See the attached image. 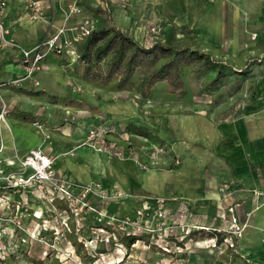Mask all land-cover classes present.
<instances>
[{
    "label": "rangeland",
    "instance_id": "374dc122",
    "mask_svg": "<svg viewBox=\"0 0 264 264\" xmlns=\"http://www.w3.org/2000/svg\"><path fill=\"white\" fill-rule=\"evenodd\" d=\"M229 1L233 10L224 16L221 24L210 27L206 33L171 23L146 27L143 42L147 46L154 40L164 42L172 37L179 46L206 52L231 68L229 78L214 93L205 92V77L189 72L184 77L185 92L171 94L166 91L164 82L158 83L153 88L156 100L150 99L153 96L150 92L145 100L147 105L161 101L168 105V115L173 116L175 112L201 114L221 126L235 121L237 112L247 104L256 101L264 108V0ZM93 21L94 26L99 24L95 17ZM144 73V69H139L132 76L134 90L138 89ZM74 116L66 108L63 123L76 125ZM117 123L115 119L98 116L88 124L83 139L74 147L50 153L54 157L53 182L30 185L14 194L9 192L4 222L7 232L3 237L6 249L5 254L0 255V264H264L259 252L257 258L245 262L247 257L238 256L237 242L229 251L224 245L214 246L213 238H208L213 230H221L226 238L232 236L231 240L236 241L242 237L246 226L239 224L234 206L225 203L231 196L233 176L230 169L226 171L229 166L223 160L214 167L204 158L206 146L203 147L199 138L195 141L177 139L170 130L157 131L156 136H130L123 127H117ZM107 126L112 131L103 133L105 140L121 148L125 152L122 158L132 160L143 171L171 170L173 166L183 165L188 181H196L203 194V182L219 174L217 204L208 201L195 204L192 198L178 196L173 183L152 194L147 190L117 189L104 179L103 173V178L94 175L87 181L65 174L62 162L75 157L78 148L103 154L110 162L122 159L82 145L90 129L96 128L101 134ZM118 128H121L120 141L111 137ZM166 140L173 143L166 147L163 144ZM48 145L53 147V141ZM175 146L179 148L177 151ZM2 157L7 162L5 177L16 179L20 174L30 173V170L23 171L21 157L7 158L3 149ZM196 162L198 170L192 169ZM187 184L190 187L193 183ZM252 194L254 198L263 193L253 191ZM190 231H196L194 237L189 235ZM132 236L136 239L127 246Z\"/></svg>",
    "mask_w": 264,
    "mask_h": 264
},
{
    "label": "crops",
    "instance_id": "0c3cea01",
    "mask_svg": "<svg viewBox=\"0 0 264 264\" xmlns=\"http://www.w3.org/2000/svg\"><path fill=\"white\" fill-rule=\"evenodd\" d=\"M3 1L0 21L6 30L5 36L13 41V45L0 43V99L8 107L6 123L0 121V146L4 156L22 157L35 148L51 154L65 151L83 139L88 124L98 116L115 119L119 122L117 127H123L130 136H156L157 131L170 130L177 139L199 138L203 147L206 146L203 157L214 167L223 160L229 166L226 171L230 169L233 176L231 196L225 203L234 206L239 224H246L242 237L236 240L241 258L247 257L245 261H249L257 258L259 252L264 262V108L260 103L255 101L245 105L235 115V121L223 126L201 114L175 112L172 116L168 115L166 103L159 101L147 105L146 98L138 89L134 90L132 84L117 89L114 82L101 84L83 80L78 61L68 63L64 54L54 52L43 57L42 67L33 79L12 83L24 75L20 64L23 50H35L53 31L65 25L75 26L84 16L95 17L99 24L108 19L146 45L143 35L149 24L184 25L197 33H206L210 27L221 24L224 16L233 10L230 1L116 0L110 3L109 0H41L43 16L38 19L28 17L25 0ZM75 9L80 13L74 12ZM96 9L106 10L108 18L95 12ZM151 95L150 99L156 98L153 90ZM66 108L75 115L76 125L63 123ZM35 121L42 122L52 138L53 147L43 142L41 132L33 125ZM119 130L121 128L111 134L118 141L121 139ZM168 143L173 141L163 142L166 147ZM175 147L177 151L179 148ZM62 165L65 174L80 181L97 175L117 189L147 190L152 194L173 183L176 195L192 198L195 204L207 201L217 204L219 200V174H213L203 182V194L196 181H188L183 165L173 166L171 170L152 168L143 171L128 158L110 162L107 156L84 148H78L75 157L64 159ZM198 165L196 162L192 169L198 170ZM188 182L193 183L192 186L189 187ZM253 191H262L263 194L251 198ZM260 246L263 249L260 250Z\"/></svg>",
    "mask_w": 264,
    "mask_h": 264
},
{
    "label": "trees",
    "instance_id": "16d2710c",
    "mask_svg": "<svg viewBox=\"0 0 264 264\" xmlns=\"http://www.w3.org/2000/svg\"><path fill=\"white\" fill-rule=\"evenodd\" d=\"M95 12L105 14L108 18L106 10L96 9ZM78 53L83 80L101 84L114 82L117 89L132 84L134 73L144 69L138 87L143 98L160 82H164L168 93L185 92L184 77L189 72L205 77L204 90L211 94L221 88L231 71L228 65L213 59L206 52L179 46L172 37L164 42L155 40L150 46L141 44L108 19L95 26L80 41ZM195 234L196 231L189 232L191 237ZM225 236V232L213 230L208 238H214L215 243L220 244ZM135 239L132 236L127 246ZM235 242L233 240V247ZM233 247H227L226 250L230 251Z\"/></svg>",
    "mask_w": 264,
    "mask_h": 264
},
{
    "label": "built area",
    "instance_id": "2783aa9c",
    "mask_svg": "<svg viewBox=\"0 0 264 264\" xmlns=\"http://www.w3.org/2000/svg\"><path fill=\"white\" fill-rule=\"evenodd\" d=\"M116 1V0H111ZM122 1V0H121ZM124 1V0H123ZM5 5L3 0H0V18H1V8ZM26 13L30 19L40 18L42 13V4L40 0H25ZM74 12L80 13L78 9H75ZM94 21L92 17L84 16L82 17L75 26H62L47 37H45L38 47L33 51L23 50L20 64L24 71V75L20 79H14L12 83L18 84L21 79H33L34 74L39 71L42 67L41 61L43 57L49 53L54 52L57 54H64L68 59V63H74L78 61V43L94 29ZM6 30L3 28V25L0 21V43L3 45H13V41L8 39L5 36ZM36 85L37 82L35 81ZM238 107L236 110H238ZM8 114L7 105L0 99V121L6 123V115ZM34 127L41 132L43 136V142L51 144V136L44 130L43 125L39 121L33 123ZM98 129L93 128L88 132V138L82 143V145H87L93 148L97 152L107 153L110 156L115 158H122L125 155V152L116 147L114 143H109L103 137L104 132H110L111 127L107 126L102 130V133L97 132ZM72 150H69L68 153L72 154ZM21 167L23 171L30 170V173L23 175H18L17 178L10 176H4V170L7 167V162L5 163L2 157V147L0 146V255L5 254L6 244L4 242V235L7 232V228L4 224L6 221L7 215V202L10 200L8 194L17 193L21 190H25L30 185H39L43 182H53L54 179V157L48 152L42 151L40 148H35L29 150L23 157H21ZM178 163V160H176ZM143 168L144 165H141ZM91 189V188H90ZM97 190H100V187H96ZM64 192H66L64 190ZM68 194V192H66ZM103 195V192H102ZM119 195V193H118ZM228 234H231L229 232ZM237 236V235H236ZM231 238H223V241L218 247L220 248L224 245V249L227 247H233V240ZM212 240L215 241L213 238Z\"/></svg>",
    "mask_w": 264,
    "mask_h": 264
}]
</instances>
